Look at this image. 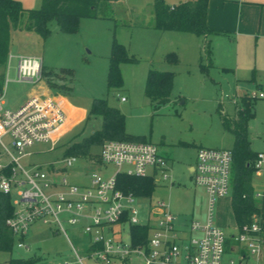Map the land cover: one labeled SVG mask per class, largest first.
I'll list each match as a JSON object with an SVG mask.
<instances>
[{"label":"rangeland","instance_id":"374dc122","mask_svg":"<svg viewBox=\"0 0 264 264\" xmlns=\"http://www.w3.org/2000/svg\"><path fill=\"white\" fill-rule=\"evenodd\" d=\"M18 1L26 9H35L41 4V0ZM164 1L168 5L178 2ZM151 16L153 22L150 0H107L97 17L80 19L73 33L62 32L57 22L52 20L48 23L49 36L45 40L33 32L28 35L27 42L29 39L32 41L22 45L21 52H34L41 56L46 71L57 78L58 88L63 90L72 105L86 114L83 120L60 136L55 145L51 142L34 143L25 148L23 152L29 154L22 155L19 161L26 168L34 165L46 168L51 163L63 168L68 142L77 134L85 136L101 126V117L89 114L92 99L106 98L108 105L123 114L126 132L144 135L172 160L171 178L175 183L160 185L157 181L148 198H138L139 217H146L148 202L160 200L165 202L171 213L178 214L179 220L185 218L203 224L207 197L203 187L194 184L188 165L195 163L193 144L231 149L233 136L224 131L219 121V107L232 115L242 95L255 97L254 115L248 121V138L251 149L264 154V90L256 87L264 74V13L261 27L256 19L241 26L239 32L233 30L210 36L213 53L208 66L209 58L204 47L209 37L157 30L146 23ZM16 38L14 44L21 45L24 33L18 35L20 40L16 41ZM113 40L123 44L137 61L120 63L121 85L108 88V57ZM171 51L177 55L176 64L163 59L164 54ZM17 61L18 57H9L8 54L4 70L0 66V73L4 72L1 95L6 108H12L21 101L31 87L30 81L17 79ZM200 64L205 66V72ZM149 67L174 73L167 103L153 106L144 95ZM122 96L126 97L125 101L121 100ZM4 141H8L7 137ZM99 152V145L91 146L88 155L79 156L74 165L60 171L55 179L64 175L68 183L85 184L88 183L89 172H97L103 180H108L117 170L126 172L130 168L127 164L118 167L112 163H89V158ZM14 154L18 155L15 151ZM251 187L255 204L264 209V157L261 167L251 172ZM53 191L66 192L67 187L44 188L45 194ZM231 196L230 184L227 194L216 199L213 214V223L226 234L236 227L230 206ZM60 218L65 233L56 223L33 222L21 240L14 234L11 250H0V264L10 257L37 258L35 264H103L87 255L85 250L90 238L81 231V226L69 224L65 214H60ZM261 219L264 229V217ZM124 237L126 239L127 236ZM19 242L22 246H18ZM73 248L83 257L82 263ZM229 258H237V252L227 249L224 260ZM248 258L250 264L255 263L253 257ZM114 264H120V261L115 260ZM125 264H143V260L134 253ZM258 264H263V261Z\"/></svg>","mask_w":264,"mask_h":264},{"label":"built area","instance_id":"2783aa9c","mask_svg":"<svg viewBox=\"0 0 264 264\" xmlns=\"http://www.w3.org/2000/svg\"><path fill=\"white\" fill-rule=\"evenodd\" d=\"M152 1V0H151ZM17 63V79L37 80L40 77V58L20 54ZM66 130V113L54 98L33 96L16 108L3 106L0 93V192L11 196L13 215L6 225L14 234L23 237L33 222L56 223L65 233L60 214L66 221L80 225L90 238L87 255L103 264H120L131 254H138L143 264H254L264 245L259 218L255 215L249 223L239 227L231 236L237 258L224 260L228 249L227 235L213 223L216 199L230 189L232 153L230 149L199 146L195 153L191 178L195 185L203 187L207 197L205 222L190 221L187 237L176 225V215L164 201L146 204V217H139L138 197L116 187L115 174L103 180L97 172H89L88 183H68L62 170L74 165L78 157H64L63 168L53 163L43 168H30L20 163L25 148L38 142L53 145ZM7 137V142L4 138ZM14 151L18 154H14ZM263 153H258L254 166L261 167ZM91 164L109 163L129 165L123 172L128 175L152 176L154 182L172 183L168 159L158 146L149 141L106 140L100 152L88 160ZM61 171V172H60ZM63 185L66 192L45 194L44 188ZM256 195H259L258 193ZM84 222V223H83ZM131 224H147L149 231L145 242L133 244L129 231ZM114 226L126 227L127 237H116ZM18 246H22L19 242ZM78 261L83 257L73 248Z\"/></svg>","mask_w":264,"mask_h":264},{"label":"trees","instance_id":"16d2710c","mask_svg":"<svg viewBox=\"0 0 264 264\" xmlns=\"http://www.w3.org/2000/svg\"><path fill=\"white\" fill-rule=\"evenodd\" d=\"M107 0H41L35 9H26L17 0H0V66L6 65L11 45L12 33L16 30H29L37 33L42 40L49 36L48 23L55 20L62 32L73 33L82 18H95L100 9L104 8ZM208 0H178L168 5L164 0H152V26L160 31H180L207 37L217 30L206 25V11ZM205 53L210 60L211 50L209 41L205 43ZM169 64L178 61L175 52H167L163 57ZM137 59L129 55L125 46L112 41L108 57L107 87L114 88L121 85L119 64L136 62ZM201 61V59H200ZM205 72V66L200 64ZM40 75L45 78L50 87L56 85L57 78L46 71L41 65ZM174 73L168 70H158L149 67L144 84V95L153 106L167 103L170 100ZM252 80L253 77H252ZM4 72L0 73V93L3 90ZM257 88L264 90V76ZM255 97L244 94L237 102L234 115L226 114L219 107L218 117L223 129L233 136L231 147V209L236 224L241 227L252 220L255 215L264 217V212L257 207L251 195L250 176L255 169L254 162L257 154L250 149L248 138V121L254 115ZM89 114L99 115L101 126L85 136L76 135L65 149L67 156H86L93 145H101L106 140L147 141L144 135L131 134L124 129V116L115 107L108 105L106 98H93L89 107ZM93 157V156H92ZM91 158V157H90ZM116 187L125 193H132L138 197L148 198L156 186L152 176L128 175L123 172L115 174ZM14 207L11 196L0 192V250L10 251L13 245L14 233L6 225V219L13 215ZM133 244L145 242L149 226L147 224H131L129 226ZM21 240L22 237H19ZM37 258L10 257L2 264H35Z\"/></svg>","mask_w":264,"mask_h":264},{"label":"crops","instance_id":"0c3cea01","mask_svg":"<svg viewBox=\"0 0 264 264\" xmlns=\"http://www.w3.org/2000/svg\"><path fill=\"white\" fill-rule=\"evenodd\" d=\"M263 13H264V0H208V2H207V11H206V25L208 26V28H210L212 30L219 31L218 33H213V34H211V35L206 37V38L209 37L207 40L209 41V47H210V50H211V55L213 53V50L211 49V45H210V42H211L210 36L212 37L215 34H225V33L227 34V33H230L233 30H236L237 32H239V28L241 26L249 25V23L252 20H254V22H255L256 19L258 20V23L260 24V27H261ZM146 23L148 25L152 24V16H151V19L148 20V22H146ZM31 32L35 33L34 31H29V30H16V31H14L12 33L9 57L10 56L11 57L12 56L17 57L20 54L33 55V56L39 57L40 58V68H41V65H44L43 59H41V56L35 54L34 52H32V53H23V52H21V50H22L21 46L22 45H24L26 43H31L30 42V41H32L31 39H29V42H27V40H26L29 34L32 35ZM21 33H24V41H23V43L21 45H15L14 43H16V42H15L14 38L17 37L16 41L20 40L18 38V35H20ZM35 34H37V33H35ZM30 38H32V37L30 36ZM40 39H41V37H40ZM11 49H13V51H11ZM17 63H18V61H17ZM149 64H152V61H149ZM210 64H211V58L209 60V63H207V66L210 65ZM223 70L225 71L226 69L223 68ZM263 76H264V74H263ZM9 79L10 78L8 76V81H9ZM27 81H30V80H27ZM262 81H263V79H262ZM30 82H31V87L25 92V94L22 97V100L19 101L12 108L18 107L27 98H30V97H33V96L46 97V98L51 97V98L57 99L60 102L63 110L66 113V130L64 131V133L70 131L73 128V126H75L78 122H80L81 120L84 119L85 114H86L85 111L75 107L74 105H72L70 103V101L68 100L67 95H65V93L63 92V90H61L58 87H54V88L50 87L47 84L45 78L42 77L41 75H40V77L37 80H32ZM121 100L125 101L126 97L122 96ZM236 109H237V107L235 108V111H234V113L232 115L235 114ZM226 114H228V113H226ZM232 115H230V116H232ZM219 121H220V119H219ZM220 123H221V121H220ZM184 144L185 143H181V145H184ZM208 144L216 145V143H208ZM193 145H194V152L195 153H196V149L199 146L212 147V146H209V145H202L201 143L193 144ZM250 149H251V147H250ZM258 153H262V152H256V154H258ZM161 154L164 155L168 159L169 166H170V172H171V170H172V160H171V158H169V156L165 155V153L163 154L162 150H161ZM263 157H264V154H263ZM262 160H263V158H262ZM192 166H193V164L188 165V171L190 172V176L192 175L191 174ZM174 183H175L174 179H172L171 185H173ZM163 184L164 183H160V185H163ZM230 184H231V181H230ZM250 188H251V195H252V200H253V192H252V187H251V176H250ZM256 196H259V195H256ZM230 201H231V199H230ZM253 202H254V200H253ZM254 204H255V202H254ZM255 205L257 207H259L264 212V209H263L262 206H259L257 204H255ZM230 206H231V204H230ZM175 215H176V225H177V227L179 228V230H181V232L184 235V237H187L189 235L187 227H188V224L191 221V219L187 220V219L184 218L183 220H179L178 214H175ZM233 217H234V215H233ZM259 220H260L259 224L261 226V233H262V236H263V239H264V229L262 228V225H261L262 219L259 218ZM113 228H114L113 230L115 231V236L117 238L118 237H122L123 239H125L124 236L125 235L127 236V232H125L126 231V229H125L126 227L114 226ZM238 229H239V226L236 224V227L234 229H231L230 231H228V233L226 234L227 237H228L227 238L228 250L230 252L236 253L234 251L235 245H234V242L231 239V236L234 235L237 232ZM87 249H88V247L86 248L85 251H87ZM263 259H264V248L262 249L261 254L259 255V258H258L257 262L263 261V264H264V260Z\"/></svg>","mask_w":264,"mask_h":264}]
</instances>
